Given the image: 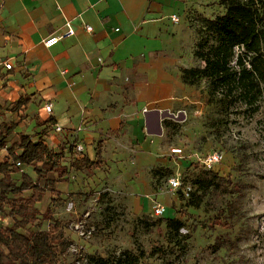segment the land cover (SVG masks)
<instances>
[{"label":"crops","instance_id":"1","mask_svg":"<svg viewBox=\"0 0 264 264\" xmlns=\"http://www.w3.org/2000/svg\"><path fill=\"white\" fill-rule=\"evenodd\" d=\"M192 11L203 13V0H0V114L37 124L29 136L65 160L70 152V161L97 162L91 173L74 170L98 177L102 191L130 194L144 211L162 198L153 170L180 168L183 157L172 151L183 154L192 136L193 90L182 80L196 65L185 20ZM68 26L74 36L45 46ZM21 100L28 104L13 112Z\"/></svg>","mask_w":264,"mask_h":264},{"label":"rangeland","instance_id":"2","mask_svg":"<svg viewBox=\"0 0 264 264\" xmlns=\"http://www.w3.org/2000/svg\"><path fill=\"white\" fill-rule=\"evenodd\" d=\"M218 2L203 0V13L192 11L185 17L193 33L194 50L200 40V18L223 13ZM206 86L202 82L190 87L193 103L185 132L192 136L184 139L185 151L178 154L183 158L175 159L176 163L181 161V167L168 168L167 177L155 178L153 174V188L162 198H152L144 211L133 208L130 194L102 191L98 177L76 174L69 152L63 163L73 175L57 184L60 196L47 192L37 205V220L24 232L52 231L54 221L60 222L59 231L68 249L58 264H92L96 256L114 260L123 254L136 264H264V90L257 113L236 101L221 112V104H207ZM7 116L0 114V128L11 120ZM36 126L19 125L18 134L9 136L8 146L22 133L33 135ZM214 152L224 156L213 170L218 176L215 186L199 206L190 205L192 200L198 203L201 194L196 184L206 172L201 160ZM7 155V150H2L0 159ZM18 168L12 177L21 183L23 172ZM23 169L35 177L33 168ZM171 178L180 179L177 191L170 187ZM186 187L192 189L189 196L183 193ZM158 200L167 209L162 218L154 215ZM174 218L185 224L179 235L171 233L164 222L157 223ZM0 223L13 224L9 210Z\"/></svg>","mask_w":264,"mask_h":264},{"label":"trees","instance_id":"3","mask_svg":"<svg viewBox=\"0 0 264 264\" xmlns=\"http://www.w3.org/2000/svg\"><path fill=\"white\" fill-rule=\"evenodd\" d=\"M223 13L214 18H200V40L194 50L199 65L184 68L182 80L188 87L204 82L207 88V104L219 105L221 112L228 111L233 102H241L252 114L259 111V101L264 90V0H219ZM235 64V65H234ZM28 102L21 100L13 108L19 113ZM19 122L5 123L0 128V152L8 155L0 161V217L9 210L13 224L0 223V264H58L68 249L60 222L54 221L52 231H24L38 217L37 205L42 203L49 190L60 196L56 186L67 179L69 168L64 165L63 151L57 152L42 142H34L31 136L21 135L8 146V137L15 133ZM17 163L33 168L35 177L23 173L21 183L13 180ZM97 162L77 160L71 164L76 171H91ZM18 168V167H17ZM20 169V168H18ZM205 170V169H204ZM196 180L201 192L199 206L204 196L218 179L212 171L205 170ZM168 169L154 170V177L169 175ZM184 193V190H183ZM167 229L179 235L185 224L180 219H161ZM217 246V245H216ZM92 264H136L128 254L114 260L96 256Z\"/></svg>","mask_w":264,"mask_h":264},{"label":"built area","instance_id":"4","mask_svg":"<svg viewBox=\"0 0 264 264\" xmlns=\"http://www.w3.org/2000/svg\"><path fill=\"white\" fill-rule=\"evenodd\" d=\"M171 20L172 22H174L175 24H178L180 23V17L178 15H173L171 16ZM87 31L88 32H92L93 29L91 26H87ZM75 32L72 28H70V26H68L67 30L65 32H63L61 35H57V36H52L48 39L45 40L44 44L46 47L48 48H52L54 46H56L61 40L63 39H66V38H69V37H72L74 36ZM4 67L7 69V70H11L12 69V64L10 63H4ZM45 112L48 113V114H51L52 111H53V106L52 104H47L44 108ZM62 127L60 126H56L55 128V131L57 133H61L62 132ZM75 151H76V154L77 155H82L83 152H84V147L82 145H78L75 147ZM173 154H182V150H179V149H174L172 151ZM223 159H224V156L223 154L219 153V152H214L212 154H210L209 156L203 158L201 160V164L203 166V168L207 171H212L215 169V167L219 164H221L223 162ZM17 167H19L21 169V171L24 173V169H23V166L21 165V163H17ZM4 176L3 175H0V179H2ZM169 184H170V187L173 191H177L178 189H180L181 187V182H180V179L179 178H171L169 180ZM192 191V189L190 187H186L184 189V194L186 196H189L190 192ZM167 212V209L165 206L161 205V204H157L155 206V210H154V215L155 217H158V218H162Z\"/></svg>","mask_w":264,"mask_h":264}]
</instances>
